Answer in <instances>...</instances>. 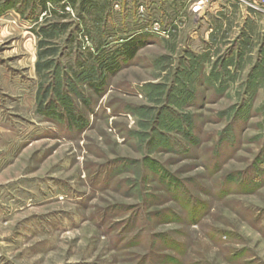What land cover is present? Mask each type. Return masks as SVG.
Here are the masks:
<instances>
[{"label": "rangeland", "instance_id": "374dc122", "mask_svg": "<svg viewBox=\"0 0 264 264\" xmlns=\"http://www.w3.org/2000/svg\"><path fill=\"white\" fill-rule=\"evenodd\" d=\"M14 1L0 0V264H264V8L61 3L51 71L140 46L101 96L85 86L73 126L37 110L38 12Z\"/></svg>", "mask_w": 264, "mask_h": 264}, {"label": "trees", "instance_id": "16d2710c", "mask_svg": "<svg viewBox=\"0 0 264 264\" xmlns=\"http://www.w3.org/2000/svg\"><path fill=\"white\" fill-rule=\"evenodd\" d=\"M9 0H6L8 2ZM14 1V0H13ZM22 4L30 5L37 9L38 14L33 19L34 26L31 31L37 38V60L35 71L39 82L37 87L36 105L40 114L49 119L66 120L70 125L81 123L83 113L79 110V104L86 100L84 97L85 86L91 88L97 97L104 93L111 78L120 67L121 59L134 58L140 48L134 40L120 45L112 53L96 54L91 62L86 60L75 61L71 70L67 73L58 68L51 71L52 57L59 50L58 37L65 33L70 23L64 22L69 18L65 6L61 3L76 0H17ZM5 2V3H6ZM15 1L12 6L14 9ZM61 5V6H59ZM60 7L59 10L57 7ZM39 14L43 21L39 22ZM131 44V45H130ZM82 85L83 87L81 88ZM79 103V104H78ZM87 105V104H86Z\"/></svg>", "mask_w": 264, "mask_h": 264}, {"label": "built area", "instance_id": "2783aa9c", "mask_svg": "<svg viewBox=\"0 0 264 264\" xmlns=\"http://www.w3.org/2000/svg\"><path fill=\"white\" fill-rule=\"evenodd\" d=\"M250 6L254 8H264V0H249ZM204 1L192 2L193 12H199L203 9Z\"/></svg>", "mask_w": 264, "mask_h": 264}, {"label": "crops", "instance_id": "0c3cea01", "mask_svg": "<svg viewBox=\"0 0 264 264\" xmlns=\"http://www.w3.org/2000/svg\"><path fill=\"white\" fill-rule=\"evenodd\" d=\"M197 15V14H196ZM199 15V14H198Z\"/></svg>", "mask_w": 264, "mask_h": 264}]
</instances>
